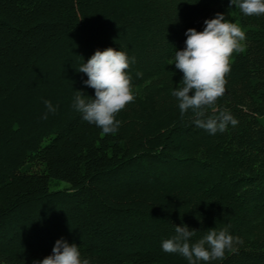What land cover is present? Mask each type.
<instances>
[{
	"label": "trees",
	"instance_id": "obj_1",
	"mask_svg": "<svg viewBox=\"0 0 264 264\" xmlns=\"http://www.w3.org/2000/svg\"><path fill=\"white\" fill-rule=\"evenodd\" d=\"M188 2L0 0V264L43 260L61 239L90 264H188L162 250L174 225L193 243L214 227L243 240L212 264H264V15ZM217 12L246 40L216 102L238 124L211 134L181 116L172 63ZM108 47L132 61L135 100L103 134L73 105L95 98L78 71Z\"/></svg>",
	"mask_w": 264,
	"mask_h": 264
},
{
	"label": "clouds",
	"instance_id": "obj_2",
	"mask_svg": "<svg viewBox=\"0 0 264 264\" xmlns=\"http://www.w3.org/2000/svg\"><path fill=\"white\" fill-rule=\"evenodd\" d=\"M187 2V0H186ZM192 0L190 4L199 3ZM235 6L245 16L264 15V0H230V7ZM202 31L189 28L185 32V48L176 50L174 62L176 69L183 73L180 87L171 95L178 101L181 116L191 111L192 122L215 134L224 132L228 125L236 126L235 119L228 110H217L216 102L226 92L227 74L231 71V62L235 54L242 53L246 33L238 24L217 12L214 18L204 21ZM132 61L122 50L108 47L96 50L78 72L87 75L85 84L95 90V98L85 99L77 91L74 108L82 113L83 120L94 124L103 134L115 133L119 127L116 116L128 104L134 102L135 93L129 68ZM49 111H54L51 102L45 101ZM211 109L213 114L208 115ZM175 235L162 242L166 253H179L188 264H212L223 260L226 252H234L236 244H242L240 237L230 234L227 227L217 230L208 229L196 242L191 238L197 230H190L187 225H174ZM33 264H90L81 258V252L75 243L69 244L57 240L52 254Z\"/></svg>",
	"mask_w": 264,
	"mask_h": 264
},
{
	"label": "rangeland",
	"instance_id": "obj_3",
	"mask_svg": "<svg viewBox=\"0 0 264 264\" xmlns=\"http://www.w3.org/2000/svg\"><path fill=\"white\" fill-rule=\"evenodd\" d=\"M220 13H223L224 15H225V18L226 19H229L231 22H233L232 20H231V18H230V16L227 14V12H220ZM215 17V14H213L211 17H210V19L211 18H214ZM16 103V102H15ZM15 103H11V106L9 107V110H17L18 108H15Z\"/></svg>",
	"mask_w": 264,
	"mask_h": 264
}]
</instances>
